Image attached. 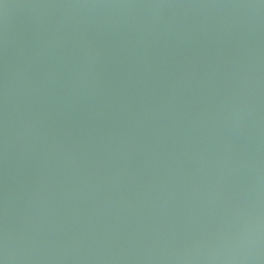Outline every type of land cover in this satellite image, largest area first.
<instances>
[{
    "label": "water",
    "instance_id": "water-1",
    "mask_svg": "<svg viewBox=\"0 0 264 264\" xmlns=\"http://www.w3.org/2000/svg\"><path fill=\"white\" fill-rule=\"evenodd\" d=\"M0 264H264V0H0Z\"/></svg>",
    "mask_w": 264,
    "mask_h": 264
}]
</instances>
